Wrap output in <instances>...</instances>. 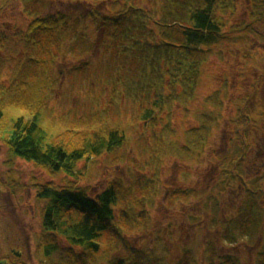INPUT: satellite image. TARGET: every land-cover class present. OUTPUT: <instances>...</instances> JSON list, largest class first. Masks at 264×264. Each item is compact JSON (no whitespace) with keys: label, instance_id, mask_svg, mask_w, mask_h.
Wrapping results in <instances>:
<instances>
[{"label":"rangeland","instance_id":"1","mask_svg":"<svg viewBox=\"0 0 264 264\" xmlns=\"http://www.w3.org/2000/svg\"><path fill=\"white\" fill-rule=\"evenodd\" d=\"M146 1L148 8L156 5L160 11L161 0ZM260 3L264 0H219L221 34L215 44L202 48L206 56L192 95L171 100L163 112L156 111L154 120L145 121L127 98L119 108L100 113L108 109V97L98 80L112 56L95 45L106 38L93 17L77 22L76 47L87 50L83 56L67 49L66 56L51 55L27 41L37 15L67 13L75 19L87 9L113 15L112 0H0V101L7 104L0 122V256L16 259L18 251L26 264H117L120 259L123 264H209L211 257L213 264H264V217L249 235L230 242L223 220L236 216L247 191L236 179L225 190L219 184L221 169L231 159L245 156L241 165L250 181L260 166L253 165V158L264 159V150L259 156L257 147L264 139ZM86 60L90 65L78 68ZM20 73L31 82L16 88ZM18 95L25 96V105L9 103ZM35 106L48 140L79 144L95 130L119 127L124 143L79 162L76 176L53 172L16 156L7 142L13 121L31 116ZM211 116L219 123L206 147L200 154L189 153L191 137ZM48 183L80 186L92 196L111 186L116 189L115 217L99 252L83 253L58 235V249L45 254V199L37 194Z\"/></svg>","mask_w":264,"mask_h":264},{"label":"trees","instance_id":"2","mask_svg":"<svg viewBox=\"0 0 264 264\" xmlns=\"http://www.w3.org/2000/svg\"><path fill=\"white\" fill-rule=\"evenodd\" d=\"M103 1L95 0L98 3ZM141 1L143 3L140 0H112L110 6L116 9L113 15H100L94 9H87L86 14H77L75 19L68 17L67 13L37 15L34 20L38 23L31 28L32 33L27 41L41 46L44 52L51 55L66 56L69 51L83 56L87 50L76 47L80 42L77 39L80 37L77 22L87 16L93 17L106 38L95 45L99 50H104V54L112 56L98 80L100 89L108 97V109L100 113L103 115L119 108L120 101L127 98L137 105L143 120L152 121L156 111L163 112L171 100L184 101L192 95L202 57L206 56L202 48L215 44L221 34V23L216 18L219 0H161L160 11L154 8L156 5L150 9L146 0ZM118 4L121 6L116 8ZM260 5L264 9V3ZM2 38L0 36V40ZM42 38H47V41ZM54 49L56 52H53ZM79 64L78 68L83 69L90 65V61ZM18 76L16 88L31 82L26 74L20 73ZM26 102L23 95L9 101L16 106L25 105ZM5 106L7 104L0 101V122L5 115ZM32 110L31 116L21 115L13 121L7 142L16 156L53 172L63 171L76 176L79 162L98 157L124 143L125 134L119 127L95 130L90 136L83 137L79 144L48 140L40 122V110L36 106ZM243 116L247 120L250 118ZM218 123V119L212 116L210 120H204L198 134L191 137V142L187 144L188 152L198 151L200 154ZM245 137L246 133L241 134L246 145ZM260 141L263 144L257 147L258 152L261 151L259 156H262L264 139L258 143ZM244 157L240 155L237 159H231L229 166L221 169L219 181L225 190L236 179L242 187L246 186L247 191L236 216L223 220L224 235L230 238V242L241 235H249L264 217V208L261 207H264V159L253 158V165L260 166L255 178L250 181L248 172L241 165ZM37 195L45 199L42 220L44 238L41 243L46 255L50 256L58 249L59 243L55 239L58 235L64 236L73 247H81L83 253L91 255L99 252L101 238L115 217L118 194L113 186L92 196L80 186H54L48 183L41 186ZM238 230L240 235L236 234ZM261 248L260 253H263L264 241ZM136 262H139L138 259L133 263ZM213 263L215 260L211 257L209 264ZM0 264L26 263L18 256L16 259L0 256ZM117 264H123L122 260Z\"/></svg>","mask_w":264,"mask_h":264},{"label":"water","instance_id":"3","mask_svg":"<svg viewBox=\"0 0 264 264\" xmlns=\"http://www.w3.org/2000/svg\"><path fill=\"white\" fill-rule=\"evenodd\" d=\"M14 253L17 254L18 256H21V253L18 251H15Z\"/></svg>","mask_w":264,"mask_h":264},{"label":"flooded vegetation","instance_id":"4","mask_svg":"<svg viewBox=\"0 0 264 264\" xmlns=\"http://www.w3.org/2000/svg\"><path fill=\"white\" fill-rule=\"evenodd\" d=\"M254 128V127H253ZM244 135H245V133H244Z\"/></svg>","mask_w":264,"mask_h":264}]
</instances>
